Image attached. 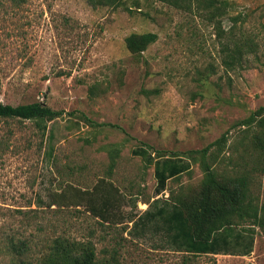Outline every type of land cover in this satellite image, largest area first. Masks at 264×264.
Returning a JSON list of instances; mask_svg holds the SVG:
<instances>
[{"label": "rangeland", "instance_id": "374dc122", "mask_svg": "<svg viewBox=\"0 0 264 264\" xmlns=\"http://www.w3.org/2000/svg\"><path fill=\"white\" fill-rule=\"evenodd\" d=\"M214 3L224 7L217 17L221 33L203 5L181 11L157 0H125L118 8H93L86 0H0L1 101L64 111L45 134L34 122L0 119V231L28 242L35 258L57 236L92 235L99 255L116 249L119 264H264L263 233L249 256L189 258L154 226L124 231L156 195L155 167L134 150L185 153L228 133L220 169L231 171L229 159L244 152L236 123L264 105V0ZM148 32L158 40L134 56L125 39ZM245 40L243 64L226 67L227 47ZM81 114L109 126L94 128ZM109 144L121 148L110 175L123 195L114 224L99 225L84 208L50 207V194L61 187L91 188L109 175ZM202 178L194 163L179 182L195 188ZM255 178L264 200V174ZM180 183L171 180L170 190ZM1 245L0 264H17Z\"/></svg>", "mask_w": 264, "mask_h": 264}, {"label": "trees", "instance_id": "16d2710c", "mask_svg": "<svg viewBox=\"0 0 264 264\" xmlns=\"http://www.w3.org/2000/svg\"><path fill=\"white\" fill-rule=\"evenodd\" d=\"M93 8H118L125 0H86ZM181 11H193L201 5L212 9L219 33L223 31L217 17L222 16L224 7L214 0H157ZM19 4V0H15ZM215 12H214V11ZM217 12V13H216ZM234 21L238 17L233 18ZM158 40L156 33H133L125 39L126 48L134 56H142L150 45ZM248 40L227 47L224 64L233 69L242 65L248 54ZM98 87L96 86L95 89ZM94 93V87L91 88ZM64 111L52 109L46 103L34 102L22 105H8L1 101L0 119H17L34 122L43 134L48 124L63 116ZM80 119L94 128L109 126L94 122L86 114ZM236 127L243 131L239 142L244 143V152L237 159L230 158L231 171L220 169V156L229 144L228 133L200 150L185 153L154 151L140 147L133 153L141 156L147 165H154L157 180L154 200L146 202L148 209L140 216L131 218L132 227H125L130 234L151 226L162 233L166 242L176 252L186 256L236 255L249 256L254 251L256 236L264 234V200L255 176L264 174V105L252 111L249 116L237 121ZM51 138L53 132L50 134ZM109 175L100 178L91 188L65 185L59 192L50 194V207H74L84 210L99 225L114 224L120 217L118 207L123 195L120 188L111 182L110 175L116 168L121 153L119 144H109ZM154 155V157H152ZM48 156H54L50 145ZM199 164L203 178L198 187L180 183L181 176L192 174V165ZM180 183L177 189L169 188V182ZM169 196L165 197L166 191ZM129 222V224H130ZM118 224V223H117ZM128 226V225H127ZM92 234V233H91ZM90 237V238H89ZM83 239L57 236L48 245L40 258L32 255V247L9 231H0V245L17 264H119L114 249L110 257L100 256L92 235ZM2 246V245H1ZM107 254V251H105ZM189 257V258H190Z\"/></svg>", "mask_w": 264, "mask_h": 264}]
</instances>
